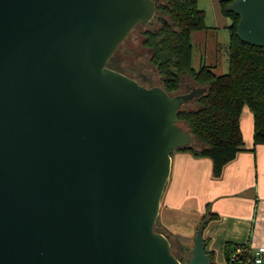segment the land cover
I'll list each match as a JSON object with an SVG mask.
<instances>
[{
    "label": "water",
    "instance_id": "95a60500",
    "mask_svg": "<svg viewBox=\"0 0 264 264\" xmlns=\"http://www.w3.org/2000/svg\"><path fill=\"white\" fill-rule=\"evenodd\" d=\"M158 2L0 0V264H181L155 225L192 141L178 110L206 88L168 94L107 66L135 25L167 22ZM225 10L264 47V0ZM205 221L188 264H210Z\"/></svg>",
    "mask_w": 264,
    "mask_h": 264
},
{
    "label": "trees",
    "instance_id": "16d2710c",
    "mask_svg": "<svg viewBox=\"0 0 264 264\" xmlns=\"http://www.w3.org/2000/svg\"><path fill=\"white\" fill-rule=\"evenodd\" d=\"M230 1H219L221 13L231 19L228 26V71L224 74H216L213 65L200 64L197 69L192 66L191 35L194 31L207 28L198 0H159L156 16L165 18L167 22L162 23L154 17L147 24H137L130 30L138 28L143 38L142 45L150 50L148 62L155 69L158 79L154 85L161 86L168 94H174L181 91L183 79L187 78L191 84L206 88L203 94L178 110L177 124L192 135V141L190 147L177 150L187 151L195 157L210 158L215 178L244 147L239 123L244 106L253 116V144H264V47L246 44L236 36L239 17L225 10ZM115 52L107 66L128 75L116 65ZM213 217L210 213L204 216L208 219ZM155 229L161 232L158 220ZM177 250L178 254L172 252L181 264L188 263L191 249L181 245ZM205 251L208 252L206 247ZM225 257L224 264L252 262V259L245 262L247 257H251L246 244L234 246L227 243ZM210 264L217 263L211 259Z\"/></svg>",
    "mask_w": 264,
    "mask_h": 264
},
{
    "label": "crops",
    "instance_id": "0c3cea01",
    "mask_svg": "<svg viewBox=\"0 0 264 264\" xmlns=\"http://www.w3.org/2000/svg\"><path fill=\"white\" fill-rule=\"evenodd\" d=\"M239 123L244 147L217 178L210 158L178 150L171 154L157 219L171 246L190 249L200 222L206 220L203 238L217 264L225 263L227 243L246 244L251 253L264 247V144H253V116L247 106ZM209 207L212 219L204 218Z\"/></svg>",
    "mask_w": 264,
    "mask_h": 264
},
{
    "label": "rangeland",
    "instance_id": "374dc122",
    "mask_svg": "<svg viewBox=\"0 0 264 264\" xmlns=\"http://www.w3.org/2000/svg\"><path fill=\"white\" fill-rule=\"evenodd\" d=\"M219 1L198 0V8L204 11L207 28L194 31L191 35L192 66L197 69L200 64H209L213 65L216 74H224L228 71L227 54L230 37L228 26L231 24V19L221 13ZM142 40L138 28L131 31L115 52L116 65L134 78L140 77L141 73H147L148 85H154L158 83L157 75L148 62L150 50L142 45ZM183 83L190 82L186 78L183 79ZM208 211L212 212L210 207ZM171 247L175 253L178 251L176 246ZM180 255L183 256V252H180ZM183 264L188 263L186 261Z\"/></svg>",
    "mask_w": 264,
    "mask_h": 264
},
{
    "label": "built area",
    "instance_id": "2783aa9c",
    "mask_svg": "<svg viewBox=\"0 0 264 264\" xmlns=\"http://www.w3.org/2000/svg\"><path fill=\"white\" fill-rule=\"evenodd\" d=\"M250 259H252L251 263L263 264L264 263V247H259L255 252L251 253V257H247L245 259V262H249Z\"/></svg>",
    "mask_w": 264,
    "mask_h": 264
},
{
    "label": "flooded vegetation",
    "instance_id": "af4514ba",
    "mask_svg": "<svg viewBox=\"0 0 264 264\" xmlns=\"http://www.w3.org/2000/svg\"><path fill=\"white\" fill-rule=\"evenodd\" d=\"M148 77L145 81H142V84L143 85H145V86H150V85H148V79H149V76H148V74L146 73V74H143V75H140V77H138V78H135V79H137L138 81H140L141 80V78L142 77ZM185 84L186 83H184L183 84V87H182V89H181V91L179 92V93H183L184 92V89H185ZM190 86H195V85H193V84H191V83H188ZM152 86V85H151Z\"/></svg>",
    "mask_w": 264,
    "mask_h": 264
}]
</instances>
